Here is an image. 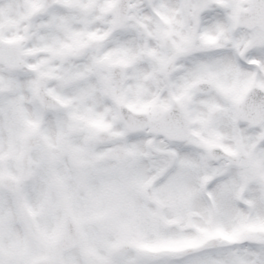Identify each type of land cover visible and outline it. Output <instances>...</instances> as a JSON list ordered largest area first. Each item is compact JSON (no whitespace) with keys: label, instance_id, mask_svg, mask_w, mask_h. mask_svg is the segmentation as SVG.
Listing matches in <instances>:
<instances>
[{"label":"snow or ice","instance_id":"snow-or-ice-1","mask_svg":"<svg viewBox=\"0 0 264 264\" xmlns=\"http://www.w3.org/2000/svg\"><path fill=\"white\" fill-rule=\"evenodd\" d=\"M184 9L233 51L181 61L166 91ZM260 73L264 0H0V264H178L214 237L252 241L218 264H264ZM192 104L199 157L150 160L125 112Z\"/></svg>","mask_w":264,"mask_h":264},{"label":"clouds","instance_id":"clouds-1","mask_svg":"<svg viewBox=\"0 0 264 264\" xmlns=\"http://www.w3.org/2000/svg\"><path fill=\"white\" fill-rule=\"evenodd\" d=\"M184 18V27L181 30L183 35L187 37L182 42L181 46L190 50L189 55H178L173 44L170 42L166 47L161 49V54L165 57L177 56V59L167 68L165 73H161V78L165 84L166 91H174L169 89L167 85L173 81L181 82L183 73V64L181 61L191 60L193 57H205L209 61L218 62L222 58V54L229 51H233L232 40L226 39L225 36L217 35L216 43H208L203 38L205 33L200 27L199 23L192 20L191 15L187 9L182 10ZM234 38V37H233ZM180 41V37L175 38ZM264 76V73H260ZM222 79H230L229 76L221 74ZM208 91L207 86H201L197 90L199 95H204ZM136 97L129 95L128 100L135 102ZM252 102L264 103V93L259 94ZM197 108L195 104L189 105L187 110H180L178 107H174L168 112L161 113L159 109H156L154 113L149 116L143 114H129L125 112V115H132L135 120L134 127L138 135H143L150 138L153 141L152 147H146V151L149 153V159L153 160L157 157L160 159H171L167 155V149L172 144H182L184 147L191 149L199 157L202 149L198 147L200 137L193 135V132H201V136H207V132L202 129L199 123H196ZM132 134V133H130ZM179 135L183 139L175 140L171 136ZM159 148L160 151L156 149ZM215 161H209L208 163H214ZM193 163H201L199 159L194 160ZM203 171V169H200ZM194 220H198L199 217H193ZM238 223L235 217L225 214L224 216H217L214 218V223H223L231 226L232 223ZM252 241L248 239L242 240L239 244H228L222 237H214L211 242L201 250L194 252L188 256L183 257L178 261V264H214V262L221 261L230 252L237 251L246 245L251 244Z\"/></svg>","mask_w":264,"mask_h":264}]
</instances>
